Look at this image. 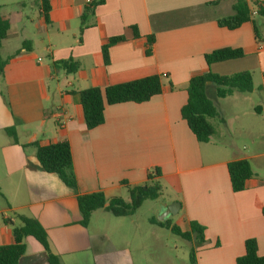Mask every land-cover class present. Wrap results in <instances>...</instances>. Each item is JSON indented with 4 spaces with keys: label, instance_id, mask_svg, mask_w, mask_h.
Instances as JSON below:
<instances>
[{
    "label": "crops",
    "instance_id": "crops-1",
    "mask_svg": "<svg viewBox=\"0 0 264 264\" xmlns=\"http://www.w3.org/2000/svg\"><path fill=\"white\" fill-rule=\"evenodd\" d=\"M100 1L51 0L48 22L39 0L33 4L35 13L26 11V1L15 2L12 12L7 11L8 4H0L2 17L10 22L8 39L0 49L20 40L13 55L4 59L8 64L0 78V247L13 243V227L20 225L16 217L24 215L44 227L51 250L62 264H137L142 260L146 247H135L136 224L128 225L134 230L129 238L121 232L114 238L108 230L92 228L95 214H110L99 210L84 227L78 194L43 169L32 147H23L68 142L82 195L102 192L108 200L128 202V190L121 183L144 184L158 169L163 189L162 197L154 201L158 213L179 204L166 220L184 232L190 231L191 222L205 228L203 244L189 242L196 264H236L245 254L248 239L256 240L258 254L264 256V178L254 168V163L261 165L264 152L246 154L232 144L225 149L228 154L214 143L215 122L233 136L231 123L242 118L238 109H223L222 102H231L227 100L235 98V93L225 99L217 98L216 92L215 98L208 95L220 115L211 121L215 133L208 143L198 142L181 115L190 80L209 71L220 76L250 72L253 84L261 76L264 93V26L256 23L260 38L251 22L235 30L220 27L219 19L234 14L235 0ZM246 2L254 11L264 0ZM149 36L155 37L150 55L146 53ZM116 37L124 41L110 47L105 62L102 48ZM225 48L242 50L244 57L208 66L205 56ZM70 60L80 65L74 74L53 66ZM153 75L162 76L160 95L141 104L107 105L105 123L86 128L76 93ZM254 91L255 87L251 94ZM253 111L264 115L261 106ZM13 127L18 144L5 132ZM250 140L263 149L264 134ZM241 159L250 161L254 176L244 191L235 193L228 164ZM164 197L169 202H161ZM154 219L147 218L149 225L163 229L151 222ZM112 226L120 229L122 225ZM25 243L26 253L18 264H49L46 251L33 237Z\"/></svg>",
    "mask_w": 264,
    "mask_h": 264
},
{
    "label": "trees",
    "instance_id": "trees-1",
    "mask_svg": "<svg viewBox=\"0 0 264 264\" xmlns=\"http://www.w3.org/2000/svg\"><path fill=\"white\" fill-rule=\"evenodd\" d=\"M103 0L99 3L101 4ZM51 0H39V6L43 11L45 21L48 22V13L51 9ZM217 3V2H216ZM98 4H95L97 6ZM258 14L253 15L246 0H235L234 14L218 20V25L229 30L238 29L244 23L251 22L254 24L255 32L260 38L256 17L264 19V3L257 6ZM92 11V9H90ZM88 11V13L90 12ZM82 17V24L84 23ZM83 29V28H82ZM10 22L1 15L0 7V46L2 42L8 39ZM135 37L139 38L137 28H134ZM124 41L123 37L112 38L102 48L105 62L108 60L109 49L113 45ZM149 48L147 54H151V46L155 42L154 36L147 37ZM244 57V53L239 49H219L205 56L206 63L211 66L216 63L236 60ZM8 60L0 57V78L4 76ZM54 68H62L68 74L76 73L80 65L72 60L56 62ZM209 84L216 85V96L219 99H225L236 92L251 93L254 88L253 76L250 72L237 73L230 76H220L209 71L208 73L192 78L188 85V102L182 108V118L187 122L190 130L200 143H208L215 133L212 124L213 119L220 117L215 104L210 100L207 94ZM162 76L153 75L128 83L109 86L105 89L89 88L76 95L79 97L80 104L83 108L86 128L95 129L105 123V109L107 105H116L127 102L137 104L150 101L154 96L162 93ZM261 108L256 109L260 113ZM14 143L18 144L19 139L16 128L6 129L5 131ZM24 148L32 147L43 169L50 174L57 175L60 180L77 194L78 206L82 216L81 224L88 227L92 215L99 211L105 210L115 217H128L139 210L146 201H157L163 195V189L157 180L161 173L157 169L154 173L148 175L144 184L131 186L127 182L121 184L126 187L129 194V201L126 202L121 198L107 199L102 192L91 194H79L77 178L74 172V162L72 149L68 142H60L48 146H41L38 142L23 145ZM228 174L232 190L235 193L242 192L247 187V182L253 178L254 172L251 163L247 159L233 161L228 164ZM19 226L13 227V243L8 246L0 247V264H18L20 259L26 253L25 240L33 237L46 251L49 264H62L61 258L52 252L48 234L40 222L34 218L24 215H17ZM7 224L12 222L5 221ZM163 229L171 231L188 242L196 240L199 244L205 242V228L197 222L190 223V231L184 232L176 224H172L170 219L159 222L156 219L151 221ZM190 264H196L194 251L190 255ZM236 264H264V256L258 254L257 242L254 239H248L245 242V254L239 257Z\"/></svg>",
    "mask_w": 264,
    "mask_h": 264
},
{
    "label": "rangeland",
    "instance_id": "rangeland-1",
    "mask_svg": "<svg viewBox=\"0 0 264 264\" xmlns=\"http://www.w3.org/2000/svg\"><path fill=\"white\" fill-rule=\"evenodd\" d=\"M23 1L27 2V12H36V9L33 6L35 0H0V4H8L9 8L7 11L12 12L14 10V3ZM256 20L260 27L264 26L263 18L258 17ZM19 44L20 40L19 42L13 40L8 47L0 49V57L7 59L9 56H12ZM260 86H262V78L261 76H256L254 78L255 91L253 94H251L252 92H236L234 96L235 98L227 100L231 102H222L224 103V111L226 110L229 112L233 109H238L241 111L242 116L240 120L232 121L231 123L233 136L226 132H222L224 131L222 126L219 125L218 122H215L218 127L216 128L214 143L221 150H224L225 153L229 154V151H226L225 149L232 144H235L241 152L246 154L264 152V147L263 149L257 148L251 144L250 140L251 136H260L264 134V115L257 116L253 111L254 106H261L264 108V93ZM208 87L209 97L215 98L216 85L209 84ZM255 164L256 163H254V168H256L257 173L264 178V159L261 161L260 166ZM161 202L166 203L169 202V200L164 197ZM157 203L158 202L147 201L143 209L138 211L134 216L127 218H117L111 214L102 216L101 213H97L94 216L92 228L108 230V233L114 238L118 237L120 232L129 238L131 233L134 234V230L129 229L128 225L136 224L138 229L135 231V247L138 248L143 244H145L146 247L142 260L138 259L137 264H190V255L193 251V245L191 243L175 236L167 229H159L149 225L147 218L153 217L157 221H160V218L162 217V214L157 211ZM172 218L174 219V217ZM115 222L122 225L120 229L112 226ZM139 227H141V229Z\"/></svg>",
    "mask_w": 264,
    "mask_h": 264
},
{
    "label": "water",
    "instance_id": "water-1",
    "mask_svg": "<svg viewBox=\"0 0 264 264\" xmlns=\"http://www.w3.org/2000/svg\"><path fill=\"white\" fill-rule=\"evenodd\" d=\"M176 208H180L179 204H173L168 206L167 208L163 209L162 211V216L160 218V221H165L168 217H170L171 215H174L176 213Z\"/></svg>",
    "mask_w": 264,
    "mask_h": 264
},
{
    "label": "built area",
    "instance_id": "built-area-1",
    "mask_svg": "<svg viewBox=\"0 0 264 264\" xmlns=\"http://www.w3.org/2000/svg\"><path fill=\"white\" fill-rule=\"evenodd\" d=\"M258 1H260V0H258ZM257 14H258V10L255 9V10L253 11V15L256 16Z\"/></svg>",
    "mask_w": 264,
    "mask_h": 264
}]
</instances>
